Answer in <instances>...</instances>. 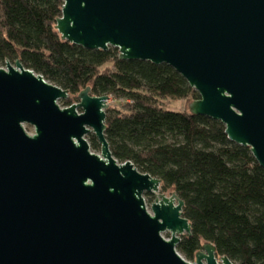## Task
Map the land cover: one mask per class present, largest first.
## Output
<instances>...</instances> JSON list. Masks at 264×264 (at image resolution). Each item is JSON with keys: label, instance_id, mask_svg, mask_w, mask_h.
<instances>
[{"label": "water", "instance_id": "95a60500", "mask_svg": "<svg viewBox=\"0 0 264 264\" xmlns=\"http://www.w3.org/2000/svg\"><path fill=\"white\" fill-rule=\"evenodd\" d=\"M63 1L64 40L173 66L200 95L186 109L222 121L264 167V0ZM70 96L19 59L0 67V264H238L211 241L182 256L184 200L114 157L108 94L87 86L62 106Z\"/></svg>", "mask_w": 264, "mask_h": 264}, {"label": "trees", "instance_id": "16d2710c", "mask_svg": "<svg viewBox=\"0 0 264 264\" xmlns=\"http://www.w3.org/2000/svg\"><path fill=\"white\" fill-rule=\"evenodd\" d=\"M63 0H0V66L19 59L70 91L91 86L122 101L107 109L106 136L115 158L163 181L184 200L191 234L178 251L195 261L203 243L238 264H264V167L250 147L229 139L210 116L177 110L164 99H200L171 65L119 57V48L87 49L57 29ZM92 147L100 148L92 135Z\"/></svg>", "mask_w": 264, "mask_h": 264}, {"label": "rangeland", "instance_id": "374dc122", "mask_svg": "<svg viewBox=\"0 0 264 264\" xmlns=\"http://www.w3.org/2000/svg\"><path fill=\"white\" fill-rule=\"evenodd\" d=\"M12 63H15V62H12ZM0 67L7 68V65H2L1 64ZM188 100L189 99H181L180 100V99H175V98H172V97L164 99L166 105H169L170 107H173L174 109H177V110H182V109L187 110L186 109V103H187ZM78 102H79L78 97L74 95L72 97V100L70 101L69 104H67V105L63 104L62 101H60V104H62V106H64V107H67V106H70L73 103H78ZM109 102H110V106H114V107L122 105V101L121 100L118 101V100H115L113 98H110ZM25 128H27V130H28V132L30 134H35V128H34L33 125L26 123ZM92 135L93 134H88L87 135V137H88V139L90 141V144H91V148H92L93 151H95L97 153H101V147L100 148H95V147L93 148L92 147ZM165 192L167 194H171L173 191L168 190V191H165ZM145 198H146V201L148 203L149 211L151 212V205L154 202L155 196L154 195L145 194ZM164 236L166 238H170L171 234L167 231V232L164 233ZM195 261H192V262H195Z\"/></svg>", "mask_w": 264, "mask_h": 264}, {"label": "flooded vegetation", "instance_id": "af4514ba", "mask_svg": "<svg viewBox=\"0 0 264 264\" xmlns=\"http://www.w3.org/2000/svg\"><path fill=\"white\" fill-rule=\"evenodd\" d=\"M94 135V134H93ZM149 195H154L153 193L152 194H149ZM155 196V195H154Z\"/></svg>", "mask_w": 264, "mask_h": 264}]
</instances>
